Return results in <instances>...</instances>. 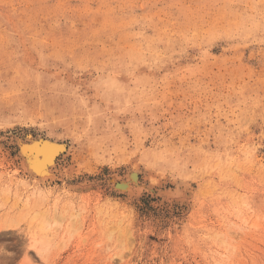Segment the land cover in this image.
<instances>
[{
	"label": "rangeland",
	"instance_id": "obj_1",
	"mask_svg": "<svg viewBox=\"0 0 264 264\" xmlns=\"http://www.w3.org/2000/svg\"><path fill=\"white\" fill-rule=\"evenodd\" d=\"M0 264H264V0H0Z\"/></svg>",
	"mask_w": 264,
	"mask_h": 264
},
{
	"label": "bare ground",
	"instance_id": "obj_2",
	"mask_svg": "<svg viewBox=\"0 0 264 264\" xmlns=\"http://www.w3.org/2000/svg\"><path fill=\"white\" fill-rule=\"evenodd\" d=\"M39 138L40 137L30 139V137H28L27 140L22 141L20 144L25 143V142H27L28 144H29V142H34V143L29 144V145H21V148L19 151V157L21 159L24 171L29 176L28 177L29 180H31L34 183H37L38 185H43V186L45 185L46 186V184L50 183L55 178L53 174H56V173H53L54 172L53 168L55 167V164L58 161L59 156H61V154H63L64 151L66 150V145L64 143L60 144L57 142L48 141V140H46V138H42V139L46 140V141L42 142L41 140L39 141ZM20 144H19V146H20ZM57 155H59V156H58V158L55 159V157ZM59 173L60 172L58 171L57 174H59ZM130 173L131 172H129V174ZM57 174H56V176H57ZM131 177H135V174H133V176L130 174L129 178H131ZM60 178H62V177L60 176ZM114 179L115 178L113 177V181H114ZM113 181H111L112 185H115L116 189H120L121 192L127 191L126 194L128 196V199H129V197L134 198L136 196V195L135 196L133 195V197H131L133 192L136 189H138V187L134 188L133 192L129 191L132 188V187H130V185L135 183V181H133V183H132V181L131 182L130 181H126V182L123 181L122 183L121 182L113 183ZM31 184H33V183H31ZM83 186L88 187L89 185L83 184ZM174 194H176V196H180L179 200H182L183 197L185 198L184 190L180 184L177 187H175ZM138 195H139V193H138ZM125 198H127V197H125ZM36 215H38V214L35 213L34 216L29 217V220L27 222L28 225L31 224L32 220L34 219V217H36ZM26 217H27V214L22 218V221ZM44 218H45V215H44ZM46 219L43 220L41 223H39L36 226L37 227L36 229H38V232L39 233L41 232L44 235H46L49 231V229H48L49 223H48V220H46ZM19 222H20V220H19ZM16 225L17 224L15 223L14 226H16ZM42 234H40V235H42ZM35 245H32V246H35Z\"/></svg>",
	"mask_w": 264,
	"mask_h": 264
},
{
	"label": "water",
	"instance_id": "obj_3",
	"mask_svg": "<svg viewBox=\"0 0 264 264\" xmlns=\"http://www.w3.org/2000/svg\"><path fill=\"white\" fill-rule=\"evenodd\" d=\"M40 140H41L42 142L45 141V139H42L41 137L39 138V141H40ZM19 151H20V149H19ZM58 156H59V155H57V156L55 157V159L58 158ZM130 180L133 181L132 179H130ZM135 180H136V179H135Z\"/></svg>",
	"mask_w": 264,
	"mask_h": 264
},
{
	"label": "snow or ice",
	"instance_id": "obj_4",
	"mask_svg": "<svg viewBox=\"0 0 264 264\" xmlns=\"http://www.w3.org/2000/svg\"><path fill=\"white\" fill-rule=\"evenodd\" d=\"M130 179H132L133 181H135V179H137V178H135V177H131Z\"/></svg>",
	"mask_w": 264,
	"mask_h": 264
}]
</instances>
